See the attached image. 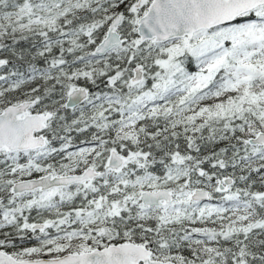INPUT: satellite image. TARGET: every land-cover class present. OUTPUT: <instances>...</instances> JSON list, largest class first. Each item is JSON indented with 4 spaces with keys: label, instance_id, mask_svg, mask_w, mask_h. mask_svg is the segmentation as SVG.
<instances>
[{
    "label": "snow or ice",
    "instance_id": "snow-or-ice-1",
    "mask_svg": "<svg viewBox=\"0 0 264 264\" xmlns=\"http://www.w3.org/2000/svg\"><path fill=\"white\" fill-rule=\"evenodd\" d=\"M0 264H264V0H0Z\"/></svg>",
    "mask_w": 264,
    "mask_h": 264
}]
</instances>
